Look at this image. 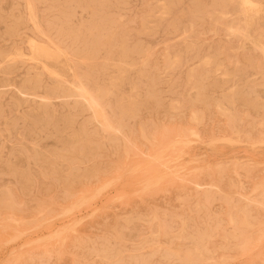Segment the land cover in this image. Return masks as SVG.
Here are the masks:
<instances>
[{
    "label": "rangeland",
    "instance_id": "1",
    "mask_svg": "<svg viewBox=\"0 0 264 264\" xmlns=\"http://www.w3.org/2000/svg\"><path fill=\"white\" fill-rule=\"evenodd\" d=\"M244 1L0 0V264H264Z\"/></svg>",
    "mask_w": 264,
    "mask_h": 264
},
{
    "label": "bare ground",
    "instance_id": "2",
    "mask_svg": "<svg viewBox=\"0 0 264 264\" xmlns=\"http://www.w3.org/2000/svg\"><path fill=\"white\" fill-rule=\"evenodd\" d=\"M244 1V0H243ZM245 2V4H246V1H244ZM249 3V2H248ZM30 40H28V42H29ZM34 41V40H33ZM36 43V42H35ZM33 44V43H32ZM38 44H36L35 46H37ZM39 45H41V44H39ZM34 45H31V48L30 49H32L33 50V52H40V54L41 53H44L46 56H48V57H55L54 55H52L50 52H51V49L50 50H47V49H44V48H36ZM39 47V46H38ZM40 49H42V50H40ZM49 49V48H48ZM50 51V52H49ZM31 52V51H30ZM40 54H38V55H40ZM53 54H54V52H53ZM44 55V56H45ZM60 55V54H59ZM32 56V55H31ZM34 57V56H33ZM40 57H41V55H40ZM46 58L47 60L49 59V58ZM38 58V57H37ZM31 59H33V58H31ZM36 58H34L33 59V61L35 60ZM45 60V59H44ZM82 87V86H81ZM111 88V87H110ZM98 92L99 93H101V95L102 96H105V92L103 91V89H101V88H99L98 89ZM36 96V95H35ZM89 96V100H90V107H97L99 104H98V102L94 99V97H92L91 95H88ZM87 96V97H88ZM32 97H34V96H32ZM39 98V97H38ZM33 99V98H32ZM43 100V99H42ZM44 100H46V99H44ZM48 100V99H47ZM95 121V120H94ZM103 126L104 127H107L106 129H109V128H111V126L106 122V121H104L103 122ZM116 132V131H115ZM79 137V136H78ZM88 140H89V138H88ZM260 142V141H259ZM213 143V142H212ZM214 145V144H213ZM160 149V148H159ZM173 149V148H172ZM158 150V149H157ZM156 150V151H157ZM175 153V152H174ZM173 154V153H172ZM160 155V154H159ZM150 156V155H149ZM155 158H156V156H154ZM157 157H158V155H157ZM154 158V159H155ZM159 158V157H158ZM178 158V157H177ZM176 158V159H177ZM154 159H151V160H154ZM160 159H161V155H160ZM156 160H157V158H156ZM147 161V160H146ZM158 161H159V159H158ZM148 162V161H147ZM154 162V161H153ZM190 162V161H189ZM150 164V163H149ZM164 164V163H163ZM143 165V164H142ZM145 165V164H144ZM168 165V164H167ZM157 166V165H156ZM156 166H154V167H156ZM140 168V167H139ZM145 168V167H144ZM159 168V167H158ZM150 169V168H149ZM144 170V169H143ZM151 170V169H150ZM155 170V169H154ZM145 171V170H144ZM163 171H166V170H163ZM179 171V170H178ZM159 172V171H158ZM177 172V171H176ZM169 173H171V172H169ZM153 175V174H152ZM157 175H159L158 173H157ZM156 175V176H157ZM161 175V174H160ZM165 175V174H164ZM154 177H156L155 175H153ZM167 176V175H166ZM169 176V175H168ZM170 176H172V175H170ZM154 177H151L152 179L154 178ZM158 177V176H157ZM163 177H165V176H163ZM168 178V177H167ZM160 179H162L163 180V178H160ZM159 179V180H160ZM165 179V178H164ZM151 180V179H150ZM154 180V179H153ZM156 183H157V180L155 179L154 180ZM153 181V182H154ZM151 182V181H150ZM153 182H151V184H153ZM147 186V185H146ZM147 189V188H146ZM144 190V189H143ZM81 205V204H80ZM78 207H80V206H78Z\"/></svg>",
    "mask_w": 264,
    "mask_h": 264
}]
</instances>
